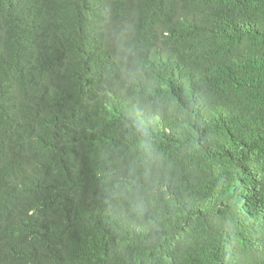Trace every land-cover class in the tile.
I'll return each instance as SVG.
<instances>
[{
  "label": "trees",
  "instance_id": "1",
  "mask_svg": "<svg viewBox=\"0 0 264 264\" xmlns=\"http://www.w3.org/2000/svg\"><path fill=\"white\" fill-rule=\"evenodd\" d=\"M0 264H264V0H0Z\"/></svg>",
  "mask_w": 264,
  "mask_h": 264
}]
</instances>
